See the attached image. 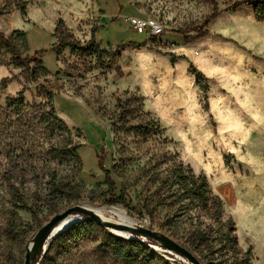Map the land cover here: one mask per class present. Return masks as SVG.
<instances>
[{
  "label": "rangeland",
  "instance_id": "1",
  "mask_svg": "<svg viewBox=\"0 0 264 264\" xmlns=\"http://www.w3.org/2000/svg\"><path fill=\"white\" fill-rule=\"evenodd\" d=\"M240 1L0 0L3 38L38 59L15 68L0 44V264H23L37 230L74 206L117 208L184 245L197 211L180 208L177 167L206 179L238 248L264 264V21L251 8L232 10ZM130 17L158 22L159 41L170 44L144 46ZM91 39L106 55L135 45L110 68L106 56L54 50ZM19 94L22 103L7 106ZM107 176L117 183L113 201ZM95 224L81 241H52L38 264H123L98 251L113 234ZM147 246L150 264H184Z\"/></svg>",
  "mask_w": 264,
  "mask_h": 264
},
{
  "label": "trees",
  "instance_id": "2",
  "mask_svg": "<svg viewBox=\"0 0 264 264\" xmlns=\"http://www.w3.org/2000/svg\"><path fill=\"white\" fill-rule=\"evenodd\" d=\"M241 7L251 8L255 19L259 22L264 21V0H242L234 3L231 9L236 10ZM0 44L10 52L11 62L15 68H27L30 64L38 61L36 56L22 57L19 50L9 39H4L1 33ZM132 45L135 44L122 45L106 55L99 45L91 39L83 46L73 41L59 43L54 50L61 52L68 48L72 53H83L88 56H93L99 61L103 56H106L107 61L103 66L105 68H110L114 65L119 52L123 48ZM143 45L145 46V43ZM21 103V94H19L16 99H9L6 101L9 107ZM49 120L48 121L59 130L64 132L67 131L64 124L56 117L52 116ZM136 130L139 132H146L150 130V125L137 127ZM74 150L76 151L77 149L74 148ZM59 156L68 157L69 152L63 151L61 154L57 153L55 158ZM98 162L99 168L103 169L102 159L99 158ZM106 178L109 185L108 197L113 201L115 199L114 194L117 183L109 176ZM171 178L174 180L173 184L177 185V191L179 192L177 201L181 203V210L197 211V217L194 220L190 219L185 234L180 238L184 245H186L182 246L186 247L206 264H250V250L243 252L238 248L234 235V224L230 218L224 215L223 203L218 196L212 193L206 179L202 176L195 177L191 173H186L182 167L173 169ZM23 208L30 211V209H26V207ZM164 223L165 226L168 227L173 224V221L171 218L166 217ZM95 226L96 224L89 220L75 224L58 235L53 240V243L60 242V244H62L65 242L69 244L74 241H81ZM12 227L14 228L15 226L13 225L9 228V234L12 238H16ZM147 244L156 246V244L152 242L141 243L132 240L125 241L107 234L99 244L98 251L105 256L117 259L123 264H150L153 262L156 255L150 251Z\"/></svg>",
  "mask_w": 264,
  "mask_h": 264
},
{
  "label": "water",
  "instance_id": "3",
  "mask_svg": "<svg viewBox=\"0 0 264 264\" xmlns=\"http://www.w3.org/2000/svg\"><path fill=\"white\" fill-rule=\"evenodd\" d=\"M69 217H77L78 219H74L69 226L54 234L53 232L57 225ZM87 220L97 223L117 238L139 241L142 243L152 242L156 244L159 250L172 256L175 260L179 259L186 264H203L201 260L186 247L173 241L160 232H156L135 223L125 225L103 220L83 206L68 208L63 212L54 215L45 225H43L26 244L23 264H38L45 256L49 244L58 235L65 232L73 225Z\"/></svg>",
  "mask_w": 264,
  "mask_h": 264
},
{
  "label": "built area",
  "instance_id": "4",
  "mask_svg": "<svg viewBox=\"0 0 264 264\" xmlns=\"http://www.w3.org/2000/svg\"><path fill=\"white\" fill-rule=\"evenodd\" d=\"M125 22L129 25L133 33L144 34L146 36L145 46L161 49L170 43L159 41V37L165 34L162 26L152 19H141L137 17L125 18Z\"/></svg>",
  "mask_w": 264,
  "mask_h": 264
},
{
  "label": "bare ground",
  "instance_id": "5",
  "mask_svg": "<svg viewBox=\"0 0 264 264\" xmlns=\"http://www.w3.org/2000/svg\"><path fill=\"white\" fill-rule=\"evenodd\" d=\"M160 98V97H159ZM85 208L89 209L90 211H92L95 215H97L98 217H100L103 220H107L106 217H108L111 220H114L115 223L118 224H125V225H129V224H133L134 221L129 219L128 217H126L120 210L116 209H106V208H98V207H90V206H84ZM74 219H78L77 217H69L66 218L65 220H63L61 223H59L56 227V229L54 230V234L62 231L63 229H65L67 226L70 225V223L74 220ZM179 260V259H177ZM180 262L186 264L185 262L179 260Z\"/></svg>",
  "mask_w": 264,
  "mask_h": 264
},
{
  "label": "crops",
  "instance_id": "6",
  "mask_svg": "<svg viewBox=\"0 0 264 264\" xmlns=\"http://www.w3.org/2000/svg\"><path fill=\"white\" fill-rule=\"evenodd\" d=\"M105 16L103 15V18H104Z\"/></svg>",
  "mask_w": 264,
  "mask_h": 264
}]
</instances>
